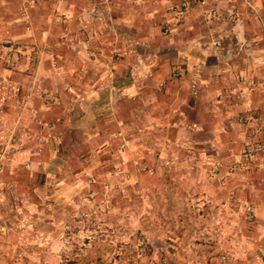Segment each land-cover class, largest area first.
I'll use <instances>...</instances> for the list:
<instances>
[{
  "label": "rangeland",
  "instance_id": "1",
  "mask_svg": "<svg viewBox=\"0 0 264 264\" xmlns=\"http://www.w3.org/2000/svg\"><path fill=\"white\" fill-rule=\"evenodd\" d=\"M183 1L187 3L185 9L198 10L192 12L197 24H202L194 28L199 35L229 30L227 6L232 2L240 6L239 16L247 15L253 21H260L252 0L247 3L245 0H152L142 1L137 9L143 12L156 4L158 8L167 7L165 12L174 15L183 10H179ZM201 1L204 3L200 4ZM119 2L129 4L127 0ZM213 5L217 6L213 19L216 21L202 23L200 9L210 21L211 12L205 11ZM12 6L10 12L16 11ZM116 14L120 16L121 12ZM155 14L160 18L162 11L153 12ZM158 23L159 30L165 33L162 23ZM258 27L261 26L257 23L255 28L258 30ZM133 28L120 25L100 29L102 34L105 31L106 37L100 38L95 49L90 48L88 56L93 57L100 49L102 52L98 54L104 56L106 66L112 71L117 66L122 70L142 65L146 59L141 56L152 48H134L113 35L118 32L130 36ZM62 35L58 34L57 41L64 38ZM219 42L202 46H213L217 48L215 53L219 52L230 63L239 64L235 53L241 46L232 41ZM158 43L150 44L156 46L155 51L163 47ZM126 51H138L137 57L130 54L125 60ZM17 60L0 50V264H199L201 253L206 251L215 253L217 261L222 262L218 244L223 230H231L232 238L241 241L242 233L262 221L256 217L250 201L264 198V172L258 169L259 164H264V152L250 162L244 161L242 156L255 140L264 144V116L257 107L260 97L252 99L255 106L244 105L242 100L235 103V123L243 135L234 143L236 157L226 160L203 146L182 150V157H159V152H134L131 139L123 140L115 134L119 124L112 120L109 110L101 128L92 123L87 131L85 119H75L68 124L62 114L66 108L60 107L72 97L66 89V77L54 81L62 88L54 92L52 79L31 76L30 71H35L38 61L34 54L27 67L17 64ZM42 62L59 67L55 60L42 59ZM11 66L29 76L3 77L2 68ZM217 75L221 77V84L230 87L237 84L243 88L259 87L258 80H261L243 73L232 76L231 80ZM121 76L116 79L108 76V82H120L124 77ZM7 82L19 84L24 90L32 89V102L27 108L35 113L19 108L16 102L24 98V93H10L5 86ZM42 98L46 107L35 106V101L41 102ZM56 99H59L58 105ZM79 106L74 107L75 111L83 109ZM245 109L256 122H239ZM122 121L131 134L130 123L127 119ZM98 130H102L105 138L96 136ZM139 144L144 147L145 143L140 141ZM25 149L28 152L24 154ZM187 155L195 158L193 163L204 162L208 169H185L182 164ZM241 164L246 169L241 168ZM182 176L188 178V183L179 186L175 180L183 179ZM261 206L264 211V203ZM33 211H38L36 216ZM200 213L203 217H198ZM210 226L215 234L213 239L208 235L210 231L197 234V228L202 227V231ZM203 245L211 248L204 247L206 251H200Z\"/></svg>",
  "mask_w": 264,
  "mask_h": 264
},
{
  "label": "crops",
  "instance_id": "2",
  "mask_svg": "<svg viewBox=\"0 0 264 264\" xmlns=\"http://www.w3.org/2000/svg\"><path fill=\"white\" fill-rule=\"evenodd\" d=\"M252 1L254 9L257 7L255 11L259 13L260 21H253L247 15L239 16L240 6L232 2L227 6L226 23L229 30L199 35L194 28L202 24H197L198 20L192 12L198 11L197 8L189 7L170 15L165 12L167 7L158 8L155 4L153 8H145L142 12L140 8L129 4L121 5L119 0H111L109 3L97 0H0V50L16 57L17 64L26 67L34 54L38 61L35 63V71H30L31 76L34 75L35 79H52L54 92L62 90L54 81L66 77V89L71 92L72 97L70 102L61 104L60 107L62 110L66 108L62 114L67 117L68 124L75 122V119H85L87 131L92 123L94 127L97 128L98 125L101 128L109 110L112 120L119 124L115 134L120 135L123 140L131 139L134 152L141 150L148 154L159 152V157H182V150L203 146L211 150L213 155H221V158L229 160L236 157L234 143L243 137L235 123V103L242 100L244 105L255 106L253 100L255 101L256 96L260 97L257 107L264 116V0ZM12 5L15 6L14 12L9 10ZM119 11L120 16L116 14ZM156 11H162L160 18L158 14L153 15ZM203 11L200 9L202 23L212 24L216 21L213 20L217 15L216 5L206 8L205 12H211L210 21L208 16L205 18L202 15ZM158 21L162 23L165 33L159 30ZM255 23L261 26L258 30ZM120 25H130L134 27V32L130 36L117 32L116 35L113 34L115 39L127 41L134 48L147 46L152 49L141 56L146 60L137 68L126 67L121 70L116 65L112 71L106 66L104 56L98 54L102 52L100 49L93 57L88 55L90 48L95 49V46H99L100 38L106 37L105 31L102 34L100 29ZM21 27L27 32L22 31ZM26 28L31 31L28 32ZM53 32L55 35H52ZM59 33H63L64 38L57 41ZM19 38L22 40H16ZM157 41L163 47L155 51L156 46L150 44ZM219 41H232L241 46L236 53L234 51L239 64L232 61L230 63L225 56L215 53L217 48L213 46H202ZM54 43L57 49L53 48ZM137 53L138 51H126L125 60L130 54L137 57ZM42 59L55 60L57 64L56 60H59V67L43 64ZM16 69V66L2 68L1 75L29 76V73L18 72ZM239 73L260 78L258 81L261 85L243 88V85L237 84L230 87L221 84V77L217 75L222 74L231 80L232 76L236 77ZM121 75L124 77L120 78V82H108V76L116 79ZM18 85L14 82L5 84L10 93H24V98L16 102L19 108L35 113L27 108L32 102V89L24 90ZM43 99L41 102L37 99L34 105L45 108L47 104ZM55 102L58 105L59 99ZM78 105L83 109L75 111L74 107ZM123 119H127L132 126L129 128L132 129L131 134L127 132ZM96 136L101 139L106 135L98 130ZM140 141L145 143L144 147L139 144ZM22 152L25 154L28 151L25 149ZM183 160L185 169H208L204 162L193 163L195 158L192 156H184ZM171 168L169 165L168 170L171 171ZM182 177L179 182L174 179L179 186L188 183V178ZM167 183L171 185V182ZM250 202L253 203L256 217H260L262 221L255 222L251 229L242 233L241 241L232 238L231 230H223L221 243L218 244L223 261L218 262L215 253L203 250L204 247H211L203 245L200 251L206 252L201 253L199 264H264V211L261 206L264 198L258 197ZM33 212L34 216L38 213ZM201 228L196 229L197 234H207L210 231L208 235L213 239L215 234L212 233L214 230L211 226L204 227L202 231Z\"/></svg>",
  "mask_w": 264,
  "mask_h": 264
},
{
  "label": "built area",
  "instance_id": "3",
  "mask_svg": "<svg viewBox=\"0 0 264 264\" xmlns=\"http://www.w3.org/2000/svg\"><path fill=\"white\" fill-rule=\"evenodd\" d=\"M97 1H102L103 3H109L111 0H97ZM142 1H152V0H127V2L129 3V5L134 6V7H138L140 6L143 2ZM245 2L247 3L248 0H245ZM204 2L201 1L200 4H203ZM187 3L186 2H181L179 4V10L185 9ZM180 12V11H179ZM248 109L244 110V114H242L240 116L239 122H249L252 118L250 115H248ZM252 122H256V120H251ZM264 152V144H262L261 142H257V140H255L253 142V144H250L249 146H247L246 150L243 151V160L244 161H248L250 162L254 157L259 156L261 153ZM243 169H246V167L241 164L240 166ZM258 169H261L264 172V164H259Z\"/></svg>",
  "mask_w": 264,
  "mask_h": 264
}]
</instances>
